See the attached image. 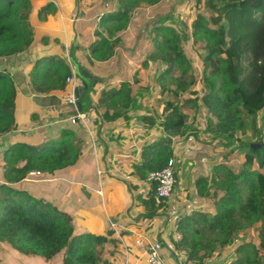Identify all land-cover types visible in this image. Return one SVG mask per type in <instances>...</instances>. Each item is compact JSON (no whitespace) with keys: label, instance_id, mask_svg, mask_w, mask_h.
<instances>
[{"label":"crops","instance_id":"crops-1","mask_svg":"<svg viewBox=\"0 0 264 264\" xmlns=\"http://www.w3.org/2000/svg\"><path fill=\"white\" fill-rule=\"evenodd\" d=\"M165 1L134 10L128 28L111 39L112 42L115 38L121 40L115 45L113 55L100 60L92 53V47L99 41L96 32L108 37L107 28L101 27L100 22L119 11L118 0H31L27 15L34 33L33 44L22 54L0 57V74H7L15 87L11 103L14 121L2 122L12 126L0 135V184H13L14 188L66 212L72 219L75 235L107 236L109 240L107 233L114 230L112 237L121 244L116 247L110 242L102 250L106 260L113 264H148L144 249L136 245L140 236L146 241L162 243L167 264H183L188 259L186 252L177 251L175 242L184 239L187 232L178 230L179 222L192 218L199 221L197 226H206L216 215L217 196L212 178L217 166L218 143L224 142L206 132L205 108H198L200 112L196 119L190 117L188 129L176 135L182 137L183 146L174 149L169 144L180 162L176 188L167 206L160 204L155 212L152 204H147L152 196V183L141 180L136 173L149 147L170 136L161 125L167 94L155 90L157 65L149 58L155 51L151 32L163 13L157 9L169 12L164 9ZM51 3L56 8L53 13ZM194 3L195 0L188 2L193 14ZM58 61L70 68L72 76L75 73L80 86L78 69L90 72L99 80L86 100L89 106L81 112L91 120L87 125L72 120L77 112L67 97L74 90L70 84L62 85L57 80L52 67ZM125 82L133 87L129 106L101 107L104 94ZM67 131L83 140V151L76 165L54 174L42 173L33 181L25 178L19 183H9L15 176L13 169L24 165L18 156L9 155L15 145L42 149ZM225 149L229 166L234 158L229 148ZM202 180L208 183L207 188H203V183V192L198 187ZM219 195L222 197L224 193ZM155 203L159 204L156 198ZM189 224L196 226L192 221ZM249 240L245 233L234 235L233 243L217 248L213 256L202 260L195 255L192 260L203 264H231L237 259L238 247ZM0 251L15 250L3 243ZM120 251L115 259L113 255ZM25 257L49 263L40 256Z\"/></svg>","mask_w":264,"mask_h":264},{"label":"trees","instance_id":"trees-1","mask_svg":"<svg viewBox=\"0 0 264 264\" xmlns=\"http://www.w3.org/2000/svg\"><path fill=\"white\" fill-rule=\"evenodd\" d=\"M118 1L121 5L119 11L107 15L100 22L101 27L107 28L108 37L96 32L99 41L92 47V53L100 60L113 55L115 45L121 40L115 38L112 42L111 39L128 28L134 10L142 5H158L163 0ZM49 7L52 13L56 11L52 3ZM30 9L31 0H0V57L22 54L33 44L34 33L27 15ZM172 18V15L161 17L153 26L151 38L155 51L149 56L157 67L164 69L167 66L159 78L161 94L169 95L162 115L163 129L170 136L182 133L188 129L190 120V115L182 109L204 106L211 115L207 118L206 132L223 141L226 148L238 142V146L247 149L239 169L230 168L226 162L214 168L212 183L217 196L216 215L206 226H197L199 221L192 218L180 221L178 230H185L187 234L184 239L175 242L176 249L185 251L190 260L195 255L203 260L213 256L217 248L233 243L234 235L245 233L250 240L238 247L237 259L231 264H263L264 0H195L191 24L189 19L181 23L185 31L172 24L167 25ZM247 30L254 34L251 44L243 42L240 37ZM190 40L193 45L205 44L207 51L202 57L200 77L195 72L189 47L186 46ZM52 69L57 80L66 85L67 78L71 76L70 68L63 61H58ZM174 73L176 77L172 79V87L166 82ZM247 79L249 82L245 89ZM34 82L38 83L37 75ZM132 91V85L125 82L106 92L100 106L127 107ZM187 92L192 99L185 102L182 94ZM0 95L2 135L12 126L2 122L14 121V106L11 103L15 87L7 74H0ZM248 132L255 139L253 142L239 140V134L247 136ZM259 142L263 143L262 149L251 148ZM169 144L171 141L167 137L149 147L144 162L136 167L141 180H147L150 172L162 170L167 165L173 156ZM82 145L83 140L71 131L63 132L58 140L42 149L25 144L15 145L9 155L18 156L24 165L13 169L15 176L9 179V183L23 181L32 171L54 174L76 165L83 151ZM14 163L11 162L10 166L13 167ZM203 183L205 180L198 184L201 192ZM207 184L203 188H207ZM12 185L0 184V244L9 245L23 256H40L46 261H52L64 252L63 264H113L101 260V249L98 248L105 249L110 242L119 247L121 242L112 237L114 230L108 231L109 240L107 236L75 235L71 227L72 219L67 213ZM156 186L152 183V196L147 203L152 204L155 212L161 207L155 203ZM220 192L224 196L220 197ZM191 221L195 227L190 226ZM121 253H115L114 258Z\"/></svg>","mask_w":264,"mask_h":264},{"label":"rangeland","instance_id":"rangeland-1","mask_svg":"<svg viewBox=\"0 0 264 264\" xmlns=\"http://www.w3.org/2000/svg\"><path fill=\"white\" fill-rule=\"evenodd\" d=\"M191 1H193V0H191ZM188 2H189V0H166L165 4H164L165 5L164 9L169 10V12L164 13L163 8L157 9V10L160 13L163 11L162 17L165 16L164 14H167V15L171 14L172 15L173 18L169 22H167V25L172 24V26H177L178 29H183V31H185V29L181 26V23L183 21L189 19V25H190L191 24L190 21H192V17L194 15L191 12V10L188 8ZM188 12H190V13H188ZM158 17H160V16H158ZM157 21H158V18H157L156 22ZM191 31H192V29H191ZM240 35H241L240 37L243 40V42H247V43L251 44V40L253 39V36H254V34L251 30L244 31ZM186 46L189 47L190 60L195 67L194 68L196 70L195 72H197V74L200 77V74L203 71L202 57L207 52L206 48H205V44L199 43L198 45L197 44L193 45L191 40H190ZM139 58H140V56H139ZM166 67L167 66H164V69L162 68V66L156 67L155 90L159 94L161 92L160 86L162 85L161 80H159V78L164 73L163 71L166 70L165 69ZM174 77H176L175 73L173 74V77H171V79L168 82H166L167 84L171 85L172 87H174L173 86V80H172ZM248 79H250V78H248ZM248 79L246 80V82L244 84L245 89H247V86H248L247 85V82H249ZM168 98H169V95L167 94L166 100H168ZM182 99L186 102V101L191 100L192 98L190 99V93L187 92V93L182 94ZM200 105L202 106V103H200ZM201 108H204V106ZM199 110L200 109L194 108L193 106H188V107H185L182 109V111L184 113H188L190 115V117L193 116L194 119H196V115H197V112ZM205 112H207L206 109H205ZM208 116L211 117V115L208 114L207 118H208ZM198 132H199V130H198ZM197 135H199V134L197 133ZM250 136H251V133H249V132L247 133V136H242L241 134L238 135L239 140H242L244 143H250V142H253L255 140L254 138H252ZM194 137H195V135H194ZM195 138L198 139L197 137H195ZM186 140H187V138H186ZM214 149H216V146L214 147ZM228 150L230 153L235 150L234 155H233L234 159L229 163V167L231 166L230 168H238L239 169L241 167L240 162H242L244 155H245V152H247V149H243L242 147L238 146V142H236ZM227 152L228 151L225 149L224 143H218V149L216 151V156H217V160H216L217 164L216 165H220V164L228 161L225 159V155ZM262 171L264 172V168ZM101 178H102V176L99 175L98 176L99 181H101ZM64 213H66V212H64ZM99 248L101 249L99 255L103 256L101 260L104 261L107 259V257L103 254V251H102L103 248H101V247H99ZM2 252L3 251H0V264H44L36 258H28L27 259L25 256L21 255L16 250L15 251H5L3 253ZM63 256H64V252L60 253L58 256H56L54 258V260L49 261L48 264H63V259H62Z\"/></svg>","mask_w":264,"mask_h":264},{"label":"built area","instance_id":"built-area-1","mask_svg":"<svg viewBox=\"0 0 264 264\" xmlns=\"http://www.w3.org/2000/svg\"><path fill=\"white\" fill-rule=\"evenodd\" d=\"M68 84H70L75 91L77 87H80V83L76 80L75 73L73 76H69L66 80ZM79 98L72 93L67 97V102L76 110V115L73 117V122H83L85 125L90 123V118L77 109V103L79 102ZM173 145L174 149L180 148L183 146L182 137L180 136H169L168 137ZM179 160L177 156L174 154L169 160L167 165L159 171H152L148 175V182L156 183V200L162 206H167L171 200V197L175 191L177 184V165L179 164ZM41 175L38 171H32L26 177L27 181H33L34 177ZM136 245L139 248H143L145 253L147 254L148 264H167L163 258V246L159 241H146V239L140 236L136 240ZM183 264H203L194 260H184Z\"/></svg>","mask_w":264,"mask_h":264},{"label":"water","instance_id":"water-1","mask_svg":"<svg viewBox=\"0 0 264 264\" xmlns=\"http://www.w3.org/2000/svg\"><path fill=\"white\" fill-rule=\"evenodd\" d=\"M78 73L81 76V86L77 87L74 91V94L77 98H79V102L77 103V109L79 112H83L84 108H87L89 105L86 104V100L90 97L92 90L98 85L99 80L95 79L94 76L87 72L86 70L79 71ZM263 147V143L259 142L251 146L254 150H260Z\"/></svg>","mask_w":264,"mask_h":264}]
</instances>
